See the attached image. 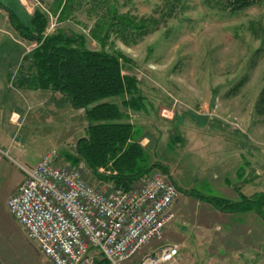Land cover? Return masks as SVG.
<instances>
[{
  "label": "rangeland",
  "instance_id": "1",
  "mask_svg": "<svg viewBox=\"0 0 264 264\" xmlns=\"http://www.w3.org/2000/svg\"><path fill=\"white\" fill-rule=\"evenodd\" d=\"M57 1L22 2L30 15L36 10L45 14L43 38L62 32L89 50H100L93 33L104 27L105 49L124 55L123 74L138 82V94L113 99L126 112L124 122L134 126L132 141L145 148L151 163L169 167L166 173L174 182L184 176L182 193L190 197L174 211V232L178 237L201 228L212 232L219 209L196 194L224 198L217 195L209 163L221 150L219 136L235 142L252 172L264 164V0L240 10H232L226 0H70L65 11L56 7ZM111 7L137 23L150 25L156 19L159 24L144 35H130V30L122 35ZM8 28L6 40L0 38V69L8 72L7 78L0 77V264H40L38 243L11 214L7 200L23 166H34L45 152L57 149L64 163L65 152L77 156L87 120L83 109H74L59 93L13 89L21 73L27 77L34 70L33 59L25 56L42 42ZM140 97L144 106L123 105ZM17 108L22 113L15 123ZM87 168L95 186L115 185L99 178L117 174L112 161L98 169L99 176ZM194 171L201 173L190 179ZM199 201L210 205L201 207ZM168 244L164 233L122 264H138L144 254ZM204 251L205 264H210L217 250L210 245Z\"/></svg>",
  "mask_w": 264,
  "mask_h": 264
},
{
  "label": "built area",
  "instance_id": "2",
  "mask_svg": "<svg viewBox=\"0 0 264 264\" xmlns=\"http://www.w3.org/2000/svg\"><path fill=\"white\" fill-rule=\"evenodd\" d=\"M88 168L61 162L50 150L32 167L7 200L15 219L53 264H122L161 239L175 219L177 184L154 169L125 190L95 186ZM138 264H186L178 245L143 255Z\"/></svg>",
  "mask_w": 264,
  "mask_h": 264
},
{
  "label": "trees",
  "instance_id": "3",
  "mask_svg": "<svg viewBox=\"0 0 264 264\" xmlns=\"http://www.w3.org/2000/svg\"><path fill=\"white\" fill-rule=\"evenodd\" d=\"M70 0H58L56 7L67 8ZM232 10H240L254 4L257 0H226ZM1 7V5H0ZM56 8V9H57ZM12 16L13 27L24 38L38 39L40 46L27 54L26 60L33 59L34 69L31 74H20L17 86L28 89L53 90L62 95L74 109L84 110L88 122L85 135L77 145V156L67 153L66 157L72 164L82 159L87 166L98 175V169L113 162L117 174L99 176L100 179L113 182L115 186L128 190L133 183L150 173L155 168H168L160 163H151L149 153L136 141L134 126L124 122L126 114L120 105L113 101L126 93L138 94V82L134 77L123 74L122 60L127 58L117 52L105 49L104 27H98L93 33L102 45L100 50H89L83 42L66 36L62 32L43 38L42 33L47 26V18L43 12L36 10L31 18V24L26 26ZM109 13L118 27V32L124 35L130 30V35H144L155 29L159 24L151 19L150 25L135 18L118 15L109 8ZM140 96V95H139ZM143 98H136L123 105L136 108L137 103L144 106ZM143 108V107H142ZM211 203L216 209L226 212H248L255 210L264 217V194L243 197L238 202H232L220 197H206L196 194ZM108 264L106 260L96 264Z\"/></svg>",
  "mask_w": 264,
  "mask_h": 264
},
{
  "label": "crops",
  "instance_id": "4",
  "mask_svg": "<svg viewBox=\"0 0 264 264\" xmlns=\"http://www.w3.org/2000/svg\"><path fill=\"white\" fill-rule=\"evenodd\" d=\"M22 1L23 0H0V38L3 40H6V34L8 33L7 30H9L8 26L13 27L12 16L9 11L15 15V18L18 19L20 23L26 26L31 24V12L27 11ZM17 14H19V16ZM0 77L7 78L8 72L0 69ZM17 87L13 89L35 93H45L50 91L58 93L51 89L34 90L28 88L24 89L19 86ZM61 98L68 102L62 97V95ZM17 111L18 112L13 113L14 118L12 120L15 123L19 121L22 113L20 109ZM123 111L125 112L124 109ZM83 136H81L79 140ZM217 137L218 136L214 139ZM219 140L218 149L221 150L218 153H213L211 162H209L210 164L212 163V179L220 192L217 195L229 199L232 202H238L243 197L264 194V164L261 163L259 167L255 168L256 171L252 172L253 166L247 162L249 160L246 156H243V152L238 151L234 141L231 142V139L229 137L225 138V136H219ZM46 153L47 152L42 154V156ZM67 153L69 152H65L64 156H66ZM208 160H210V157L207 159V163ZM66 161L68 164H72L67 158ZM168 170L170 171L169 167ZM194 172L195 173L192 174L190 179H197L201 173L199 171ZM23 179L24 175L22 174L15 188L12 190L11 195L15 193ZM175 182L178 183L180 189V194L173 206V210L177 214L179 211V202L185 201L190 196L182 193V190L187 188L184 183V176H181V178L179 176L175 177ZM199 202L203 204L201 207H209L205 205H210L207 202ZM214 220L215 227L212 232L210 229L205 230L201 228L199 230L196 229L193 232L191 230V236L186 232L185 234L188 236L179 237L174 232L176 227L175 220L165 230V240L169 244H175L180 247L182 258L186 264H205L207 259L204 248L205 246L210 245H213L214 249L217 250V253L213 255L209 261L210 264H264V217L261 213L255 210L241 213L216 210ZM189 237H191V239H189ZM225 254H228L227 258ZM199 260L203 263H200ZM39 263L53 264L43 254L39 257Z\"/></svg>",
  "mask_w": 264,
  "mask_h": 264
}]
</instances>
